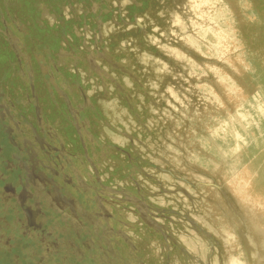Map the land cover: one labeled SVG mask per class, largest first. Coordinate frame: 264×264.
<instances>
[{
  "label": "rangeland",
  "instance_id": "obj_1",
  "mask_svg": "<svg viewBox=\"0 0 264 264\" xmlns=\"http://www.w3.org/2000/svg\"><path fill=\"white\" fill-rule=\"evenodd\" d=\"M225 1L0 0V264H264V77Z\"/></svg>",
  "mask_w": 264,
  "mask_h": 264
},
{
  "label": "bare ground",
  "instance_id": "obj_2",
  "mask_svg": "<svg viewBox=\"0 0 264 264\" xmlns=\"http://www.w3.org/2000/svg\"><path fill=\"white\" fill-rule=\"evenodd\" d=\"M251 0H226V4L228 5V7H230L231 12H232V16H234V20L236 22V31H237V40L239 41V44L245 48V52L244 54L246 55V58L249 60V63L252 67V70L255 71L258 75H260V77H264V75H262L260 72H264V30H262L261 32V40L256 39L251 37V34L254 33V31L249 30V28H253L258 29V28H263L264 29V16L262 18H259V22L257 23L258 25L253 26V24H246V16L248 15H252L256 18H258V14L255 11L254 7H252L251 12L246 13L243 11L241 5L244 4L245 2H250ZM187 4V3H186ZM189 10V9H188ZM191 11V10H190ZM137 16V15H136ZM197 18V17H196ZM205 19V18H204ZM189 21V20H188ZM202 21V19H201ZM207 23V22H205ZM189 26V25H188ZM208 26V25H207ZM251 26V27H250ZM190 28V27H189ZM201 40V39H200ZM256 40L258 42H256ZM209 46V45H207ZM256 46H258V48H256ZM257 50L259 52V56L256 60H253V56L250 53L249 50ZM187 54V53H186ZM203 62V61H202ZM200 63V62H199ZM223 63V62H222ZM214 64V63H213ZM188 65V64H187ZM216 65V64H215ZM220 67V65H219ZM230 67V66H229ZM225 70V69H224ZM226 71V70H225ZM239 71L241 72V70L239 69ZM236 73V72H235ZM232 76V75H231ZM218 78V77H216ZM264 81V80H263ZM202 82V81H201ZM238 82V81H237ZM205 83V82H204ZM240 82H238L239 84ZM243 83V82H242ZM207 84V83H206ZM215 84V83H214ZM235 87V91H241V87L240 86ZM175 89V88H174ZM220 89V88H219ZM223 94V93H222ZM234 94V93H233ZM254 95V94H253ZM209 96V95H208ZM226 100V99H225ZM213 101V99H212ZM203 105V104H202ZM212 106V105H211ZM208 107V106H207ZM218 107V106H217ZM215 109V108H214ZM211 110V109H210ZM222 110V109H221ZM209 111V110H208ZM223 111V110H222ZM230 111H231V107H230ZM210 113V111H209ZM201 114V113H200ZM215 114V112H214ZM233 115V114H231ZM207 116V115H206ZM218 118V117H217ZM220 118V117H219ZM228 118V117H227ZM235 121V120H234ZM194 124V123H193ZM199 124V123H198ZM197 124V125H198ZM87 125V124H86ZM201 126V125H200ZM197 131V130H196ZM200 133V132H199ZM205 133V132H204ZM212 138V137H211ZM191 139V138H190ZM227 145V144H226ZM225 147V146H223ZM219 149V148H218ZM227 150V149H226ZM209 155V154H208ZM230 156V155H228ZM251 156V155H250ZM263 156V155H262ZM223 157V156H222ZM253 157V156H252ZM261 157V156H260ZM208 158V157H207ZM259 159V157H258ZM261 159V158H260ZM217 160V159H216ZM249 162V161H248ZM246 162V163H248ZM220 163V162H219ZM258 163V162H257ZM256 163V164H257ZM232 164V163H231ZM251 164V163H250ZM256 167V165H254ZM238 168V167H237ZM252 168V167H251ZM217 169H215L216 171ZM236 170V169H235ZM252 170V169H251ZM237 173V172H236ZM245 183L247 185L248 188H251V185H253V182L250 180L249 176H248V167L246 168V173L243 176ZM261 184V183H259ZM263 186V185H262ZM262 189V188H261ZM263 190V189H262ZM264 191V190H263ZM262 191V192H263ZM219 192V191H218ZM246 202V201H245ZM243 207V205H242ZM249 210V208H248ZM224 211V210H222ZM252 211V210H251ZM255 212V211H254ZM243 213H247L249 214V211L247 212V210H243ZM256 213V212H255ZM254 213V214H255ZM264 214V213H263ZM227 222V221H226ZM264 228V225H263ZM222 234V233H221ZM223 236V235H222ZM236 261V260H235ZM233 262L236 264V262Z\"/></svg>",
  "mask_w": 264,
  "mask_h": 264
},
{
  "label": "crops",
  "instance_id": "obj_3",
  "mask_svg": "<svg viewBox=\"0 0 264 264\" xmlns=\"http://www.w3.org/2000/svg\"><path fill=\"white\" fill-rule=\"evenodd\" d=\"M248 29L254 31V33L251 34V37L261 40V36H262L261 32H262V30H264L263 28H258V29L254 30L253 28H249L248 27ZM249 51H250V53L252 54V56L254 58L253 60H256L258 58V56H259V52L256 49L255 50H249ZM261 227L263 228L262 224H261ZM249 264H262V263H261V261H258V262H255V263L254 262H250Z\"/></svg>",
  "mask_w": 264,
  "mask_h": 264
}]
</instances>
